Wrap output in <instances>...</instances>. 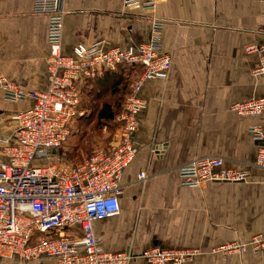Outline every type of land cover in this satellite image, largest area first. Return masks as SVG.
I'll return each instance as SVG.
<instances>
[{
  "label": "crops",
  "instance_id": "crops-1",
  "mask_svg": "<svg viewBox=\"0 0 264 264\" xmlns=\"http://www.w3.org/2000/svg\"><path fill=\"white\" fill-rule=\"evenodd\" d=\"M63 4L66 56L79 45L104 42L126 49L151 37L152 19L125 10L124 0ZM34 10L35 0H0V73L27 92L46 88L50 59L49 19ZM154 18L162 22L161 54L170 56L172 67L166 80L144 85L147 106L135 134L136 158L121 178V213L95 222V236L114 254L199 250L185 264H264V248L227 257L215 252L229 242L264 240V170L254 165L260 144L251 133L253 127L264 131V112L241 116L231 109L264 98V73H256L262 68L260 53L247 51L264 46V0H163ZM113 74L118 73L82 89L109 93ZM90 102L84 96L82 106ZM33 106L29 99L9 101L0 90V168L3 141L16 131L15 117ZM202 157L222 158L226 168L248 177L184 186L178 168ZM141 174L146 179L140 180ZM0 264L57 263L5 258ZM129 264L149 263L139 257Z\"/></svg>",
  "mask_w": 264,
  "mask_h": 264
},
{
  "label": "built area",
  "instance_id": "built-area-1",
  "mask_svg": "<svg viewBox=\"0 0 264 264\" xmlns=\"http://www.w3.org/2000/svg\"><path fill=\"white\" fill-rule=\"evenodd\" d=\"M163 0H124L129 12L152 19L151 37L138 47L110 48L104 42L74 48L71 56L62 53L65 9L63 0H35L36 15L49 19L48 82L44 90L25 91L0 73V90L12 102L32 100V109L15 117L16 131L3 141L4 164L0 168V260L22 263L54 260L57 264H129L145 258L149 264H185L199 250L155 248L142 256L114 254L104 250L94 233V223L121 213V178L135 160L138 147L135 134L140 115L147 106L142 92L150 80H166L172 67L169 55L161 54L162 22L154 18ZM260 53L264 73V46L250 47ZM133 70L122 112L117 117L116 142L92 154L83 163L34 166L49 161L62 151L73 135L81 115L82 86L109 73ZM241 116L264 112V98L232 106ZM259 142L256 163L264 170V131L251 128ZM55 152V153H54ZM183 185L201 187L215 183L246 181L248 172L225 167L219 157H202L178 168ZM146 174L139 176L146 179ZM255 238L257 252L264 241ZM260 245L261 248L259 247ZM248 246L233 242L216 251L245 253Z\"/></svg>",
  "mask_w": 264,
  "mask_h": 264
},
{
  "label": "rangeland",
  "instance_id": "rangeland-1",
  "mask_svg": "<svg viewBox=\"0 0 264 264\" xmlns=\"http://www.w3.org/2000/svg\"><path fill=\"white\" fill-rule=\"evenodd\" d=\"M119 98L123 100V103L125 102V99L121 97V94L116 95L115 97H108V95L104 96L105 102H109L113 104L115 103L116 105L120 104V101L118 102ZM101 108L102 106L99 105L82 106L81 115L77 117L76 123L74 124L73 127V135L71 136L69 142L66 144V146L62 151L64 155L63 156H60L59 154L53 155L49 161L35 162L33 165L34 166H40L42 164L51 165V164H58L61 161L71 164H80L95 152L99 150L107 149L111 145H113L117 140V136L119 132V124L117 122L118 116L114 121L100 120L98 119V116H99V109ZM113 108L115 109V113L117 114V112H119L122 106L120 104V106H113ZM254 240H252V242ZM258 240H260V242L264 241L261 238H259ZM252 242H250L249 244H244L240 242L238 243L248 246L247 247L248 250L250 248L253 251L257 252L254 245H252ZM231 243L233 242H229L222 246H226ZM261 246L262 245H260L259 247L261 248ZM220 247L216 248L215 252L220 253L224 257L230 255L244 254V253L227 254L221 251H216Z\"/></svg>",
  "mask_w": 264,
  "mask_h": 264
},
{
  "label": "trees",
  "instance_id": "trees-1",
  "mask_svg": "<svg viewBox=\"0 0 264 264\" xmlns=\"http://www.w3.org/2000/svg\"><path fill=\"white\" fill-rule=\"evenodd\" d=\"M133 76H134L133 70H125V71H121L118 74H113L111 79L114 80V85L111 88L109 93H107V92L104 93V90L101 91L99 89V93L97 95L96 94L92 95L90 92L86 94V90H87L86 88L82 89L83 97L89 96L91 98V102L85 106H98V105L102 106V108L99 109L98 119L107 120V121H112V120L114 121L116 119V117L123 110V105H124L123 100L120 98L118 99V102L120 101L122 108L116 114L113 106H120V104L116 105L115 103L113 104V103L105 102L104 96L108 95V97H115L116 95L121 94V97L126 99L128 93L130 92V85L132 83L131 78H133ZM102 82L103 81H101V80H92L86 84V87H88L90 84L93 85V83L96 85H100V84H102ZM62 155H64V154H62ZM88 158H90V157H88ZM74 165H78V164H74Z\"/></svg>",
  "mask_w": 264,
  "mask_h": 264
},
{
  "label": "water",
  "instance_id": "water-1",
  "mask_svg": "<svg viewBox=\"0 0 264 264\" xmlns=\"http://www.w3.org/2000/svg\"><path fill=\"white\" fill-rule=\"evenodd\" d=\"M55 153V152H54Z\"/></svg>",
  "mask_w": 264,
  "mask_h": 264
}]
</instances>
